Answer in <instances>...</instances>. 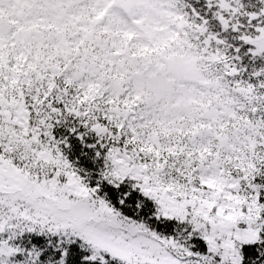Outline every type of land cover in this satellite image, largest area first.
<instances>
[{
  "label": "snow or ice",
  "instance_id": "6c2138e0",
  "mask_svg": "<svg viewBox=\"0 0 264 264\" xmlns=\"http://www.w3.org/2000/svg\"><path fill=\"white\" fill-rule=\"evenodd\" d=\"M0 264H264V0H0Z\"/></svg>",
  "mask_w": 264,
  "mask_h": 264
}]
</instances>
